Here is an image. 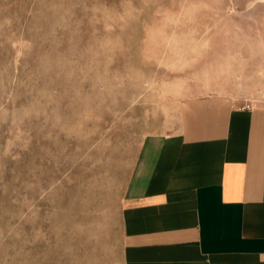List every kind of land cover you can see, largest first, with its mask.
<instances>
[{
    "label": "rangeland",
    "instance_id": "374dc122",
    "mask_svg": "<svg viewBox=\"0 0 264 264\" xmlns=\"http://www.w3.org/2000/svg\"><path fill=\"white\" fill-rule=\"evenodd\" d=\"M210 93L264 104V0H0V264H124L143 146Z\"/></svg>",
    "mask_w": 264,
    "mask_h": 264
},
{
    "label": "crops",
    "instance_id": "0c3cea01",
    "mask_svg": "<svg viewBox=\"0 0 264 264\" xmlns=\"http://www.w3.org/2000/svg\"><path fill=\"white\" fill-rule=\"evenodd\" d=\"M178 114L133 171L124 264H264V104L189 95Z\"/></svg>",
    "mask_w": 264,
    "mask_h": 264
},
{
    "label": "built area",
    "instance_id": "2783aa9c",
    "mask_svg": "<svg viewBox=\"0 0 264 264\" xmlns=\"http://www.w3.org/2000/svg\"><path fill=\"white\" fill-rule=\"evenodd\" d=\"M248 106H250V105H248Z\"/></svg>",
    "mask_w": 264,
    "mask_h": 264
}]
</instances>
